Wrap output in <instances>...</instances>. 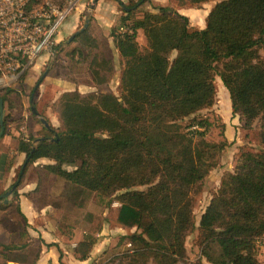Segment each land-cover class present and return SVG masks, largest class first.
Masks as SVG:
<instances>
[{
	"label": "trees",
	"instance_id": "1",
	"mask_svg": "<svg viewBox=\"0 0 264 264\" xmlns=\"http://www.w3.org/2000/svg\"><path fill=\"white\" fill-rule=\"evenodd\" d=\"M187 1L201 7L214 0ZM216 1L203 28L193 27L190 17L172 6L140 8L133 17L142 4H125L112 30L123 57L120 93L64 91L56 105L60 126L49 122V134L27 154L19 185L29 164L50 160L44 168L54 180L42 197L55 196L45 204L64 209L62 223L88 233L104 209L119 201V223L142 228L143 234L128 236L133 250L104 264L262 263L264 0ZM126 25L135 32L118 34ZM89 28L78 37L89 40ZM90 70L98 85L116 73L113 61L100 53ZM217 78L230 93L234 115L246 129H258L262 148L241 152L198 225L196 197L227 146L206 138L211 119L201 115L216 103ZM12 92L0 94L5 106H14ZM68 205L76 213L67 212ZM196 230L199 253L192 259L187 242ZM95 245L88 234L77 243L76 255L90 258Z\"/></svg>",
	"mask_w": 264,
	"mask_h": 264
},
{
	"label": "rangeland",
	"instance_id": "2",
	"mask_svg": "<svg viewBox=\"0 0 264 264\" xmlns=\"http://www.w3.org/2000/svg\"><path fill=\"white\" fill-rule=\"evenodd\" d=\"M100 1L84 0V4L74 10L67 18L64 40L58 49L55 60L49 58L43 64L41 63L39 65L40 67H34L30 71L29 77H27L29 75L28 73L14 88H9L13 89L12 97L14 101L24 103L25 100L24 110L31 117V109L35 106L39 113V116L35 118L39 121L42 118H46L51 124L55 123L54 126H60L61 121L56 111V105L63 92L67 90L78 89L83 94L90 92L120 93L123 57L116 46L112 30L114 26L120 23V18L123 14L122 7L125 4L133 1L134 3L139 2L134 8H138L142 4L139 9L148 8L153 11L157 10L155 9L156 6H172L180 13L182 12V14L188 15L193 27L202 28L206 25L210 10L217 3L214 0L198 7L192 5L187 0H115L119 2L118 10L115 12L117 20L111 27L112 30L105 32L103 26L97 23L98 20L94 11L97 5L100 4ZM136 13L137 15L141 14L142 9L137 10L133 17L136 16ZM88 21L90 28L87 31L86 37L89 40H86L78 37L80 33L77 35L76 33L81 32ZM73 35L76 36L71 39ZM92 36L96 39L95 45L92 44ZM86 41L89 45H86ZM139 41L143 46L146 45V37L142 31H139ZM96 53H100L106 58L111 59L116 68V73L113 77L108 82L100 85L95 83L90 70V62ZM216 86L218 96L215 105L209 109L202 110L201 115H207L211 119L206 138L215 142H226L227 146L220 156L219 165L204 179L203 191L196 197L195 222L198 225L204 208L218 191L223 175L227 171H233L235 169L237 159L241 152L243 150H260L262 148L259 142L258 129H246L239 116L234 115L229 92L223 86L220 78H217ZM9 89L0 91V94H4ZM15 109L14 113H19L20 109L18 107ZM8 111H10L9 114L13 113L10 109ZM187 123L186 121L185 124ZM145 187L140 186L139 188ZM0 192H3L2 186H0ZM54 198L55 196L53 194L49 195V197H42L41 205H44L48 201L52 202ZM120 206L119 201H114L108 208L104 209L88 233L80 227L62 223L61 216L64 209L50 206L48 212L53 222L58 226V231H62L67 236L74 235L73 238L77 236L82 240L88 234H91L96 240V245L93 251H91L94 259L92 264H104L115 255L127 250L126 247L130 243L128 236L132 234H143L142 228L140 227H126L119 223L118 211ZM66 210L72 214L76 213L69 205L66 207ZM197 236L198 230L191 233L188 237L187 244L189 255L192 259H196L199 253ZM66 240L70 242L69 239ZM41 241H45V239L40 237L38 242ZM15 247H18V245L15 244ZM4 248L8 249L6 247ZM259 250L262 260L261 264H264V238H262L259 244ZM60 251L63 250L60 249Z\"/></svg>",
	"mask_w": 264,
	"mask_h": 264
},
{
	"label": "crops",
	"instance_id": "3",
	"mask_svg": "<svg viewBox=\"0 0 264 264\" xmlns=\"http://www.w3.org/2000/svg\"><path fill=\"white\" fill-rule=\"evenodd\" d=\"M118 6V1L101 0L94 10L97 23L103 26L105 32L112 30ZM66 22L67 19L58 36L59 42L64 40ZM45 61V57L40 58L35 67H40ZM13 103V107H9V103L4 105V114L8 115L7 127L0 135V186L4 191L0 197L4 198L5 204V208L0 209V264H92V255L86 260L76 255L75 248L80 238L58 231L48 212L50 206L41 205L43 194L51 190L54 180V176L44 168V164L51 161L41 159L29 164L19 185L18 178L28 152L38 139L49 134V127L35 118L39 113L36 114L33 109L32 117L25 112V100L24 103ZM16 107L20 109L19 113H14ZM9 109L12 114H9ZM1 131L0 122V134ZM40 237L45 241L38 242ZM60 249L65 253L62 258Z\"/></svg>",
	"mask_w": 264,
	"mask_h": 264
},
{
	"label": "built area",
	"instance_id": "4",
	"mask_svg": "<svg viewBox=\"0 0 264 264\" xmlns=\"http://www.w3.org/2000/svg\"><path fill=\"white\" fill-rule=\"evenodd\" d=\"M83 2L0 0V91L14 88L40 58L55 60L64 22ZM134 32L127 25L117 30L118 34ZM126 249L133 250V246L128 244Z\"/></svg>",
	"mask_w": 264,
	"mask_h": 264
},
{
	"label": "water",
	"instance_id": "5",
	"mask_svg": "<svg viewBox=\"0 0 264 264\" xmlns=\"http://www.w3.org/2000/svg\"><path fill=\"white\" fill-rule=\"evenodd\" d=\"M98 1V0H96ZM128 9H131V8H128ZM89 26V21L86 23L85 27L83 29H85L86 27ZM82 29V30H83ZM80 33V32H77L76 35ZM75 35V36H76ZM74 35L71 37V39H73V37H75ZM4 111H5V106H4V101L3 99L0 98V122H1V125H2V131H1V134L2 135L4 132H5V120H4ZM33 111L38 114V110L35 106H33ZM42 121L48 126L50 127V123L49 121L46 119V118H42Z\"/></svg>",
	"mask_w": 264,
	"mask_h": 264
},
{
	"label": "bare ground",
	"instance_id": "6",
	"mask_svg": "<svg viewBox=\"0 0 264 264\" xmlns=\"http://www.w3.org/2000/svg\"><path fill=\"white\" fill-rule=\"evenodd\" d=\"M229 98H230V96H229Z\"/></svg>",
	"mask_w": 264,
	"mask_h": 264
}]
</instances>
